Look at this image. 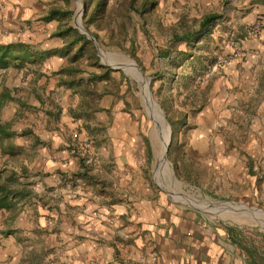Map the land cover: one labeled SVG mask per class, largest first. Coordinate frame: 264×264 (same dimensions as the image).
Segmentation results:
<instances>
[{"label":"crops","instance_id":"crops-1","mask_svg":"<svg viewBox=\"0 0 264 264\" xmlns=\"http://www.w3.org/2000/svg\"><path fill=\"white\" fill-rule=\"evenodd\" d=\"M119 2L104 4L109 10ZM201 3L202 13L193 9L190 15V23L198 16L196 29L180 27L181 16L171 19L167 48L185 55L177 64L178 92L183 84L186 93L196 88L211 55L231 58L194 90L201 101L197 112L192 102L177 105L183 122L174 123L171 160L187 181L192 171L218 169L214 195L262 201L264 44L248 28L264 15V0ZM53 7L67 9L64 0H0V44L29 43L36 55L20 67H0V122L10 130L0 134V182L12 175L11 188L29 191L0 208V264H264V251L244 242L236 228L167 199L146 177H132L129 167L147 158L140 112L101 114L108 120L104 144L126 177H66L76 166L70 151L76 117L70 104L61 105L59 91L75 89L62 74L72 68L65 59L72 51L68 39L56 34L62 17L43 19ZM212 11L219 17L201 27Z\"/></svg>","mask_w":264,"mask_h":264},{"label":"rangeland","instance_id":"rangeland-1","mask_svg":"<svg viewBox=\"0 0 264 264\" xmlns=\"http://www.w3.org/2000/svg\"><path fill=\"white\" fill-rule=\"evenodd\" d=\"M64 1L67 9L72 10V13L61 18L63 27L70 24L80 30L75 23L79 0ZM98 1L93 0L87 9L84 8L82 23L94 35L100 47L90 38L94 48L87 46L83 53L76 59H72L77 49V46H74L69 57H65L67 62L72 63V68L62 72L65 75L63 79H67L68 82L74 79V85L71 87L75 89L74 93L68 94V86H62L59 91V98L61 105L70 104L67 106V110L76 117L74 129L77 132L75 143L70 144V151L72 150L71 152L76 157V166L66 177H126L127 173L124 174L122 168L114 167V162H112L113 151L111 153L107 145L104 144L107 137L108 120L101 114L111 109L140 112L144 118L145 133L143 137L145 145H147V158L139 168L129 167L132 177H146L159 194L179 205L196 208L214 220L226 222L237 229V233H240L244 242L252 243L260 251H264V216L262 214L253 215L247 212H237L229 204L224 206L227 207L228 210L225 212L228 214L220 215V212L223 211L222 207H209L207 202L201 201L200 204L199 201H190L187 196L176 195L160 184L154 173L156 146L151 137L154 120L146 109L141 84L122 65L108 61L101 53V50L113 53L110 58L118 62L123 61L126 57L134 59L150 80L151 93L160 105L170 127L171 144L167 151V158L182 191L195 196L197 199L236 202L247 207V209L263 213L264 199L253 201L214 195L217 194L215 191L218 192L219 190V186L214 182L221 176L218 169L210 174L203 173L201 170L192 171L186 177H191L193 181H187L180 178L182 175L171 160L172 144L177 136L174 123L182 125L183 122V116L176 109L178 106L186 107L192 102L194 106L192 111L197 112L201 107V101L194 90H198L200 85L212 76L216 67L226 64L231 58L230 54L211 55L212 62L198 75L196 88L188 86L189 92L186 93L187 86L183 84L185 91L178 92V86L181 85L182 80L181 77H177V64L181 62L183 57L185 58V55H177V52L174 53L167 48L173 43L170 37V29L173 25L171 19L173 16H181L180 27L186 28V26L193 25L196 29L199 22L198 16H195L193 23H190L192 17L190 15L193 9H196L198 14L202 13L203 4L201 0H195V4H193V0H120L119 5L113 6L109 10L105 4L98 5ZM212 13L220 15L219 11H212L209 14ZM159 19H163V23L158 22ZM59 28L61 27L58 26L57 29ZM91 28L96 31V36ZM161 34L162 38L160 39L159 35ZM128 35L129 47L126 46ZM198 40L195 39V42ZM262 43L264 44L263 41ZM235 47V53L240 52L241 54L242 50L238 49L239 45L236 44ZM92 53L95 56H92ZM219 56L225 57L226 62L220 63ZM90 68L99 76L92 77L93 72L90 73ZM66 84L69 85L70 83L66 82ZM157 147L161 148L160 141ZM184 154L187 153L184 151ZM205 178L210 180L206 190L201 183ZM193 203H196L197 206Z\"/></svg>","mask_w":264,"mask_h":264},{"label":"bare ground","instance_id":"bare-ground-1","mask_svg":"<svg viewBox=\"0 0 264 264\" xmlns=\"http://www.w3.org/2000/svg\"><path fill=\"white\" fill-rule=\"evenodd\" d=\"M82 12H83V1H78V9L75 14V23L81 29H84L82 23ZM101 53L105 59L110 62H115L117 65H122L129 73H131L135 78H137L141 84L142 88V96L146 106V109L150 115V117L154 120V126L151 131V137L156 146V156H155V164H154V173L156 179L163 185L165 188L169 189L171 192H174L179 196H187L190 201L198 202L201 204L202 202H207L209 207L216 206L222 207L223 211L220 212V215H223L227 209V206L231 204L233 208L237 210V212H247L253 215L262 214L264 216V212H256L253 209H247V207L238 204L236 202H225V201H213L210 199H197L195 196H192L179 187L176 177L174 176L173 169L171 164L167 158V145L170 139V127L167 123L163 112L161 111L160 105L153 97L151 90L149 88V79L145 76L144 72L138 65V63L130 58L126 57L123 61L118 62L113 58H110L111 52L101 50ZM114 57V56H113ZM118 57V56H117ZM119 58V57H118ZM161 142V148L157 147L158 142ZM196 205V203H193ZM197 206V205H196ZM228 214V213H227Z\"/></svg>","mask_w":264,"mask_h":264},{"label":"trees","instance_id":"trees-1","mask_svg":"<svg viewBox=\"0 0 264 264\" xmlns=\"http://www.w3.org/2000/svg\"><path fill=\"white\" fill-rule=\"evenodd\" d=\"M85 1V9L91 4V0H84ZM105 0H100L98 5H104ZM72 10L70 9H61L53 7L48 14L43 16V19L45 20H51L53 18H56L57 16L60 17H66L71 15ZM217 17H219V14L212 13L207 14L202 19L200 25L201 27L206 26L213 20H215ZM57 35L67 37L68 39V50H72L74 46H77V49L72 56V59H76L77 56H79L83 51L86 49L87 46H91L94 48L93 43L91 39L85 34L82 33L80 30L75 28L73 25H66L65 27L61 26L56 31ZM92 56L95 54L92 53ZM35 53L32 49V45L29 43H7V44H0V67L8 66L12 63H14L16 66H22L24 65L28 60H34L35 59ZM69 70V69H68ZM99 76L95 72L92 73V77ZM74 79L70 82L65 80V82L70 83L69 86H72ZM10 133L9 130V123H2L0 122V134L8 135ZM13 176L10 175L9 177L5 178V181L0 182V208L5 206H10L12 203V196L16 195V193H26L28 194L29 191L25 188L22 189H13L11 188V183L13 182Z\"/></svg>","mask_w":264,"mask_h":264},{"label":"built area","instance_id":"built-area-1","mask_svg":"<svg viewBox=\"0 0 264 264\" xmlns=\"http://www.w3.org/2000/svg\"><path fill=\"white\" fill-rule=\"evenodd\" d=\"M249 33L258 36L264 42V15L260 16L253 26L248 29ZM226 58L219 56V62H226Z\"/></svg>","mask_w":264,"mask_h":264},{"label":"water","instance_id":"water-1","mask_svg":"<svg viewBox=\"0 0 264 264\" xmlns=\"http://www.w3.org/2000/svg\"><path fill=\"white\" fill-rule=\"evenodd\" d=\"M79 1H81V0H79ZM84 8H85V2L83 1V10H84ZM83 27H84V29H81L79 27L81 32L85 33L89 38H91L96 43V45L98 47H100L99 43L96 41L94 35L84 25H83ZM170 144H171V133H170V139H169V142H168V145H167V151H168V148H169Z\"/></svg>","mask_w":264,"mask_h":264}]
</instances>
